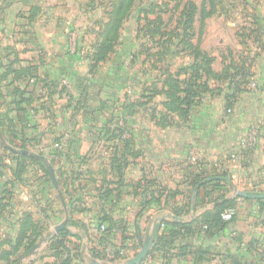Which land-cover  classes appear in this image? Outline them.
Wrapping results in <instances>:
<instances>
[{
  "label": "crops",
  "instance_id": "0c3cea01",
  "mask_svg": "<svg viewBox=\"0 0 264 264\" xmlns=\"http://www.w3.org/2000/svg\"><path fill=\"white\" fill-rule=\"evenodd\" d=\"M106 1L0 0V99H6L4 115L13 120L14 135L29 143L28 149L20 150L31 153L10 150L11 156L34 157L48 165V143L42 139L44 135L53 136L63 147L62 162L67 161L74 169L71 175L64 174L57 181L64 204L52 179L26 169L29 165L24 166L18 179L11 171L1 176V182L11 178L16 186L13 193L0 196V201L12 206L9 216L3 219L2 230L13 234L23 213H28L43 231L27 252L12 257L11 261L14 260L13 264L53 262L55 258L47 249L48 242L65 230L71 234L68 244L72 264H126L147 241H151L148 250L137 264H264V205L258 210L259 200L264 202V199L248 203L244 197L234 195L237 188L234 186L239 182L245 191L264 192V50L258 49L246 57L245 65L252 76L245 78L243 89L232 99L229 108L224 94L230 89L217 85L221 81L204 77L208 90L200 103L182 117L164 106L169 101L168 87L162 88L159 83L157 88L146 85L144 97L131 99L130 12L120 29L117 42L121 47L115 45L96 64L92 77L87 66H81L80 77L74 83L69 81L70 87H66L62 81L70 75L71 59L61 40L64 25L76 16L71 9H84L88 5L104 23L107 19H102L101 8ZM194 3L197 7L201 5ZM212 15L205 18L195 15L192 26L200 49L213 57V71L221 72L224 65L229 66L225 64V56L212 53L201 44L206 22ZM166 23L161 30L168 32ZM56 24L61 26L58 31H54ZM175 26V32L182 31L177 28V22ZM180 51L185 52L182 48ZM188 60L187 65L193 58L189 56ZM11 61L12 70H20L19 76L12 72L4 75L3 65ZM251 78L257 83L253 89L248 85L254 86ZM18 86L26 89L23 97L30 99L24 115L15 114L11 104L15 99L13 88ZM155 96L160 97L155 99ZM67 99L78 102L77 116L70 113ZM71 116L78 123L77 131L70 124ZM251 133L249 147L242 149L241 141L251 138ZM232 153L240 157L233 161ZM192 154L197 157V164L191 162ZM199 169L225 173L233 187L221 182L209 199L206 193L210 187L191 188L188 184V173ZM145 180H153L148 189L159 201L141 204L139 196L134 195V186L143 185ZM159 189L160 196L156 194ZM187 195L191 196L190 210L177 215L173 210L181 207ZM230 198H236L228 207L235 215L223 231L217 235L195 234L188 239L187 243L194 244L191 249L198 247L199 252L163 251L155 247V235L163 229L164 222H188ZM101 217L110 218L115 226L104 251L105 244L98 241ZM61 223L65 226L55 231ZM37 243L38 248L32 251ZM180 244L181 241H176L175 246ZM76 245L80 257L74 256ZM93 248L100 249L102 256H93Z\"/></svg>",
  "mask_w": 264,
  "mask_h": 264
},
{
  "label": "trees",
  "instance_id": "16d2710c",
  "mask_svg": "<svg viewBox=\"0 0 264 264\" xmlns=\"http://www.w3.org/2000/svg\"><path fill=\"white\" fill-rule=\"evenodd\" d=\"M135 1L136 0L111 1L107 20L103 23L102 28L100 29L101 35L99 37V41L97 42L95 50L91 55V63L89 65L90 72L94 70L96 64L104 60L109 55V53L113 51L119 39L120 29L123 21L132 11ZM207 2L210 5L209 8H207ZM162 5H164V3ZM158 6L159 4L150 2L147 7H143V9L140 10V13H143V17H138L137 21L139 22L143 19L146 20L145 25L148 28L153 26L154 29L151 36L154 37L156 34L158 36V39H155L153 43L163 46L164 42L168 41V37L166 36L169 34V31L166 32L165 30H161L162 27H164V20H162L159 14H156L153 19L148 18V14L156 13L153 11V9ZM197 10L199 11L200 17L205 18L214 12V2L212 0H202L200 7H197V5L192 1H188L186 4H184L180 11L181 18L177 21V27L181 25L182 31L179 34L177 32L175 33V37L178 38L179 43L181 44L180 48H182L189 56H191L193 61L189 65L181 68L182 73L180 71L174 73L170 70L164 71V73H162L163 76L161 77V80L158 82L162 88L163 86L168 87L166 94L169 101L165 102L164 106L168 111L178 112L182 117H186L190 108L200 103L204 91L208 90L207 81L203 79L204 77H206V79L211 77L212 79L218 81H228L227 88H229L230 91L224 94V99L226 100V107L229 108L232 103V99H235L239 91L243 89L242 86L245 84V78L251 76L249 74L248 66L245 65L246 61H241L235 66L232 65V69L234 70L233 73L230 72V66L226 65L223 66L221 72L213 71L211 67L213 57L200 49L199 41L196 43L192 41L194 34L192 23ZM163 37L165 38V41L161 43L160 39ZM255 39H257L260 43V49L264 50V31H262V29H257ZM12 63L13 61H11L9 64L3 65L5 68L4 75L12 72L19 76L20 70H12ZM153 87L157 88V84L153 83ZM25 90V88H21L19 86L13 88L12 95L15 99H12L11 104L14 105L18 112L17 114L22 112L24 115L26 112V109L24 108L25 105L30 104V99L23 97L24 93H26ZM12 126H14V123ZM9 131L12 132V129ZM21 142L26 141L21 140ZM14 158H17L18 160L28 159L32 162H38L44 171V177L49 180L47 167L42 160L36 159L34 157H25L24 155L14 156ZM16 164L17 165L15 169H12L11 172L13 177L18 179L25 168L21 161H17ZM0 175L2 176L3 174L0 172ZM187 176L188 184L191 188H194L195 185H197L205 177L215 176L214 179L199 185V189L201 187L204 189L206 187H210V194L209 192L206 193L210 197L209 199H212V196H214V191H216V189L221 186V182H223V185H229L231 188L233 187V184L229 181V179L226 178L225 173L217 172L215 170L211 173H206L204 170L199 169L198 171H191ZM153 183V180H145L143 185L137 183V185L134 186L133 193L135 196H139L142 202L141 204H145L150 201H159L156 195H154L153 191L148 189V186H151ZM199 189H197L196 197L199 196ZM159 192H161V189L156 192L158 196H160ZM247 192L250 194L255 193L254 191ZM217 199L218 198L215 200ZM235 199L236 198L227 199L215 205L212 210H208L200 217H195L188 222H164L165 226L163 229L158 231L155 235V247L163 251L176 249L177 252H180V250L184 249L188 251L189 249V251L194 253L199 252L198 247L191 249L194 244L187 243L188 239L195 234L217 235L220 231H223L228 224V220H224L222 218V213L226 208L233 205ZM243 199L248 203L253 202V199L251 198ZM259 204L260 208H258V210L260 211L263 208L264 202L259 200ZM190 207L191 196L187 195L181 207L173 211L177 215L187 214L190 210ZM100 225L104 226L103 230H100ZM114 227L113 221L110 218L101 217L99 219L98 228L100 231V236L98 241L101 242L100 244H105L102 251H104L106 245L110 243V239L115 233ZM42 233L43 231L40 229L39 222H37L32 215L23 213L20 218L17 230L12 235L8 234L3 242L5 248L0 253V260L2 264H13L14 260L11 261V258L19 257L22 252H27ZM69 236H71L70 233L65 230H61L49 240L47 249L52 251L51 255H53L55 260L50 263L46 261L44 264H72L69 248L70 243L68 244V242L71 241ZM76 238L79 239L77 235ZM176 241H181V244L179 246H175ZM182 241L184 243H182ZM78 249V245H76L75 250L77 251L74 253V256L80 257ZM102 251L100 249L93 248L92 254L95 257H99L102 256ZM115 251L117 252V250ZM56 260H59L60 262L57 263Z\"/></svg>",
  "mask_w": 264,
  "mask_h": 264
},
{
  "label": "rangeland",
  "instance_id": "374dc122",
  "mask_svg": "<svg viewBox=\"0 0 264 264\" xmlns=\"http://www.w3.org/2000/svg\"><path fill=\"white\" fill-rule=\"evenodd\" d=\"M111 1L112 0H107L106 3H104V7L101 8L103 13L102 19H107ZM188 1L196 2L198 5L201 4V0L135 1L131 11V99L144 97V87L146 85L153 87V83H158L161 80L164 71L170 70L173 73L180 71L182 73L181 68L186 66L189 62V55L186 52L180 51L181 44L179 43L178 38L175 37V33L177 32L179 34L181 31H173L176 30L173 28L175 23L181 18L180 11ZM212 1L214 2V12L206 22V27L204 29L205 34H202L201 44L205 49L212 53L217 52L218 54H223L227 62L225 64L230 66V72L233 73L234 70L232 69V65H238L239 62L243 60L247 61L248 59L246 57L249 58L250 54L257 53L259 51L258 49H260V43L255 38L258 28L264 31V0ZM150 2H155L159 4V6L153 9V11L156 12L155 14H148V18L153 19L156 14H159L162 20L167 21L166 29L169 30V34L166 37H168V41L164 42L165 38H161L160 42H164L163 46L153 43L155 39H158V36H151L153 32L152 27L148 28L145 25L146 20L142 19L138 23L136 21L138 17H143V13H140V10L143 9V7H147ZM163 3L164 5H162ZM206 5L207 8L210 7L208 2ZM71 10L76 12V16L73 19L71 18V22L64 25L63 29L65 31L61 40L64 43L65 52L71 59L69 70L70 75L67 79L68 84L66 87H70L69 81L73 80V83L74 81H77L75 78L80 77L79 72L81 70L79 71V69L83 65L87 66L88 75L89 77H92L93 72L89 71V65L91 63L90 59L95 50L96 44L99 41L101 35L100 29L103 25V22L98 20L99 14L97 16V13L94 12L96 10L88 7V5L84 9L74 8ZM195 15L200 16L198 10ZM58 25L59 24L55 25L54 31L59 30L58 28L61 26ZM178 27L181 28V25ZM127 33L128 32L126 31V34ZM192 40L194 43L196 42L195 40H197V37L195 34L192 37ZM117 44L116 47H121V45ZM147 49L149 53H147ZM114 57L118 58L116 55ZM251 79H253L251 84H254V86H251L250 84L248 85L253 89L257 86V83H255L254 78ZM227 82L223 80L220 84L217 83V85L224 88L228 85ZM159 97L160 96H155L154 98L159 99ZM4 102H6V99H0V172L2 174H4V172L9 173V171L15 169L17 161H21L23 163L22 165L30 166L26 169L32 170L33 172L36 171L38 175L44 177V171L38 162L29 161L28 163V160H18L17 158L16 160L14 157L12 158L10 149L6 147V145H9L15 149H21L26 148L29 143L21 142L19 137L14 135V126H12L13 120L8 119L7 116L4 115V110L6 109ZM67 103L70 106V113L72 116H77L79 111L78 102L75 99H67ZM27 107L28 106L25 105L24 108L26 109ZM16 113L18 112L15 109V114ZM72 116L70 118V124L72 127L74 126L73 129L76 130L78 128V123L74 122ZM85 125L87 124L84 123V126ZM10 129H12V132L9 131ZM41 137L39 140H41ZM43 137L42 140H45L48 143L47 146L49 148L47 155L49 156L50 163H48V165L53 168L56 180L60 181L64 174L66 176L71 175L74 170L73 166H70L67 161L65 163L62 162L63 147L59 143L58 138L48 135H44ZM63 141H65V139H63ZM55 143L60 144V147H55ZM14 159L16 160V163ZM44 164L48 170L47 163ZM48 175L50 177L49 172ZM10 180L11 178L7 179V182L5 183L0 180V196L4 193L8 194L15 191L16 186L13 183L14 180ZM18 183L23 184L21 181ZM234 187L245 190V186L240 182ZM54 193L56 192L54 191ZM6 203L7 202L0 201V253L5 248L3 242L6 239V236L8 234L12 235L11 232L3 231L1 228L3 219L8 217L10 211H12L11 203L9 206ZM0 264H2L1 260Z\"/></svg>",
  "mask_w": 264,
  "mask_h": 264
},
{
  "label": "water",
  "instance_id": "95a60500",
  "mask_svg": "<svg viewBox=\"0 0 264 264\" xmlns=\"http://www.w3.org/2000/svg\"><path fill=\"white\" fill-rule=\"evenodd\" d=\"M6 147H7L8 149H10L11 151L15 152V153H19V152H21V153H24V154H31V153H29V152L26 151V150L15 149V148H13V147H11V146H9V145H6ZM48 172H49V174H50V178H51L52 181H53L54 187L56 188L57 194H58L60 200L62 201V203L64 204V199H63V196H62L61 190H60L59 187H58V183H57V180H56V178H55L53 168H52L50 165H48ZM213 178H215V176H213V177H207V178H205L204 180L200 181V182L197 184V186H199V185H200L201 183H203L204 181H206V180H210V179H213ZM234 195H235L236 197L251 198V199H256V200H258V199H264V192L256 193V194H250V193H248L247 191L242 190V189H239V188H234ZM192 208H193V207H192ZM168 217H172V218H174V219H176V220H178V221H183V220H184V218L177 217V216H175V215H168ZM64 226H65V223H61V224L57 225V226L55 227V231H58V230L62 229ZM42 240H43V237L40 238V242H41ZM150 243H151V241H147L146 243H144V244L142 245V247L140 248V250L136 253V255H135L133 258L128 259V260L126 261V264H137V263H139V262L142 260V258L144 257L145 253L147 252ZM38 245H39V243L35 244V245L33 246V248H32V251H35V250L38 248Z\"/></svg>",
  "mask_w": 264,
  "mask_h": 264
},
{
  "label": "built area",
  "instance_id": "2783aa9c",
  "mask_svg": "<svg viewBox=\"0 0 264 264\" xmlns=\"http://www.w3.org/2000/svg\"><path fill=\"white\" fill-rule=\"evenodd\" d=\"M62 85H67V80H63L62 81ZM252 85H254V84H252ZM227 112L229 113L230 112V109H227ZM253 136V134L251 133V138H245V139H243L242 141H241V143H240V147L242 148V149H247L248 147H249V145H250V143H251V140H252V137ZM54 146L55 147H60V144H58V143H55L54 144ZM191 156H193L192 158V163H196L197 162V157L195 156V155H191ZM240 156L237 154V153H232L231 155H230V158L234 161V160H237L238 158H239ZM197 164V163H196ZM234 214V210L232 209V208H226L224 211H223V213H222V218L224 219V220H230L231 219V217H232V215ZM99 228H100V230H103L104 229V226L103 225H100L99 226Z\"/></svg>",
  "mask_w": 264,
  "mask_h": 264
}]
</instances>
